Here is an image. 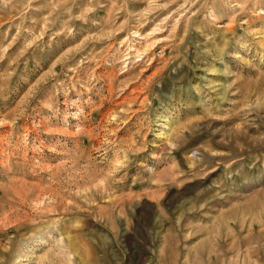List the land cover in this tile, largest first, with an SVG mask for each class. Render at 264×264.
I'll return each instance as SVG.
<instances>
[{
	"label": "rangeland",
	"instance_id": "1",
	"mask_svg": "<svg viewBox=\"0 0 264 264\" xmlns=\"http://www.w3.org/2000/svg\"><path fill=\"white\" fill-rule=\"evenodd\" d=\"M0 264H264V0H0Z\"/></svg>",
	"mask_w": 264,
	"mask_h": 264
}]
</instances>
